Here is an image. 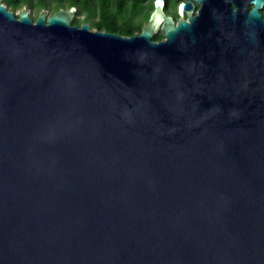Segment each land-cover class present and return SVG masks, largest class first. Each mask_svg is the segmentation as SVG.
I'll use <instances>...</instances> for the list:
<instances>
[{"label":"water","instance_id":"1","mask_svg":"<svg viewBox=\"0 0 264 264\" xmlns=\"http://www.w3.org/2000/svg\"><path fill=\"white\" fill-rule=\"evenodd\" d=\"M152 4H0V264H264V0Z\"/></svg>","mask_w":264,"mask_h":264},{"label":"trees","instance_id":"2","mask_svg":"<svg viewBox=\"0 0 264 264\" xmlns=\"http://www.w3.org/2000/svg\"><path fill=\"white\" fill-rule=\"evenodd\" d=\"M54 1L57 4L53 9L59 6H79L78 14L85 17L76 16L72 24L79 26L83 22H88L91 28L121 35H131L140 30L142 24L139 19L148 17L153 2V0H64L63 5L61 0ZM42 6L43 3L39 2L38 7ZM96 11L99 17L97 20H92ZM161 39L162 36L159 33L153 36V40Z\"/></svg>","mask_w":264,"mask_h":264},{"label":"flooded vegetation","instance_id":"3","mask_svg":"<svg viewBox=\"0 0 264 264\" xmlns=\"http://www.w3.org/2000/svg\"><path fill=\"white\" fill-rule=\"evenodd\" d=\"M181 1H186V0H175V2H177V6L179 5V3ZM39 2L43 3L42 7H38ZM61 3L64 5V0H61ZM0 4L7 10L10 11L14 14V16H18L19 12L22 9H25V11L27 12L28 16L34 21L38 14L40 13L41 10H44L46 13V16H50L51 14H53L55 11H57L58 9L62 8V9H68L71 6H59L56 9H53V7L57 4L54 0H0ZM200 4L197 2H194V8H193V13L192 14H196L198 12ZM73 7H75V11H74V18L77 16L79 17V6L78 5H74ZM250 7V6H249ZM153 8V4L152 7L149 9L150 11ZM164 12L166 15L172 17V19L177 22L179 19L178 13H177V7H176V11L172 8V1L171 0H165V5H164ZM97 12V11H96ZM92 17V20L95 19L97 20V18L99 17L98 12ZM261 14L262 16H264V7L261 9ZM150 13V12H149ZM82 17L80 18H84L85 15L80 14ZM185 19H187V15L185 14ZM73 18V20H74ZM147 19H139V22L142 24L141 27L143 25L146 24ZM84 23V22H83ZM88 23V22H87ZM159 34H161V27L159 29V31L157 32ZM156 33V34H157ZM162 36V34H161ZM163 38V37H162ZM159 41V40H158Z\"/></svg>","mask_w":264,"mask_h":264},{"label":"rangeland","instance_id":"4","mask_svg":"<svg viewBox=\"0 0 264 264\" xmlns=\"http://www.w3.org/2000/svg\"><path fill=\"white\" fill-rule=\"evenodd\" d=\"M171 1H172V8L176 11V7L178 8L177 2H175V0H171ZM79 17H82V16L79 14ZM136 21H138V20H136Z\"/></svg>","mask_w":264,"mask_h":264},{"label":"snow or ice","instance_id":"5","mask_svg":"<svg viewBox=\"0 0 264 264\" xmlns=\"http://www.w3.org/2000/svg\"><path fill=\"white\" fill-rule=\"evenodd\" d=\"M158 2H159V0H158ZM183 7V6H182Z\"/></svg>","mask_w":264,"mask_h":264}]
</instances>
